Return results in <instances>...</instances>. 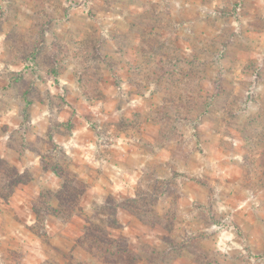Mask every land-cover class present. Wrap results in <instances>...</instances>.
I'll return each mask as SVG.
<instances>
[{
  "label": "rangeland",
  "instance_id": "rangeland-1",
  "mask_svg": "<svg viewBox=\"0 0 264 264\" xmlns=\"http://www.w3.org/2000/svg\"><path fill=\"white\" fill-rule=\"evenodd\" d=\"M0 264H264V0H0Z\"/></svg>",
  "mask_w": 264,
  "mask_h": 264
}]
</instances>
